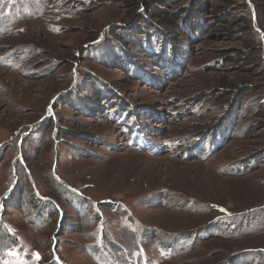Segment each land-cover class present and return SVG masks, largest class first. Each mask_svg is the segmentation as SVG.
Instances as JSON below:
<instances>
[{
	"label": "rangeland",
	"instance_id": "rangeland-1",
	"mask_svg": "<svg viewBox=\"0 0 264 264\" xmlns=\"http://www.w3.org/2000/svg\"><path fill=\"white\" fill-rule=\"evenodd\" d=\"M170 1L0 0V264H264V63L236 55L253 35L214 11L202 38L177 35L190 54L177 79L154 88L119 65L138 14L183 19L190 0ZM96 77L155 113L138 118L144 151L123 116L71 108L76 88L95 101Z\"/></svg>",
	"mask_w": 264,
	"mask_h": 264
},
{
	"label": "trees",
	"instance_id": "trees-1",
	"mask_svg": "<svg viewBox=\"0 0 264 264\" xmlns=\"http://www.w3.org/2000/svg\"><path fill=\"white\" fill-rule=\"evenodd\" d=\"M172 1L178 2L180 0H171L168 5H171ZM258 1L255 2L254 0H190L189 2H187V4L183 3L177 5L178 9L176 10V12H183L184 14L183 19L178 22V25L174 23L173 20L170 21L165 18L159 19L158 16H156L155 19L154 16L150 17V15L148 14H153V9L149 8L148 14L140 13L134 19L135 21H138V26L135 30L130 28V31H124L123 33L119 34L118 39L115 40L116 45L120 48L122 47V50L126 53L125 57L122 56L123 62H120L119 65L121 66V68L129 72V77L139 80L141 81V83L144 82L154 88H157L165 81H173V79H177L182 73V70L188 67V58L190 57V54L187 53L189 46L180 43L182 41H179V39H177V35L181 37L190 36L189 38H191L192 40L202 38V36H204L205 30L208 29L210 26L209 23H206V20L209 19L208 16L213 15L214 11H216V22H224V24L229 23L233 25L236 24L242 26L240 28V31H235L234 34H237L241 37L244 34L247 36H249L250 34L253 35L251 39L246 41L248 42V47L246 48V50L237 51V57L246 63L248 61L252 62L254 58H259V60L263 61L264 63V41H262L264 39V32L257 28L255 24H252V18L254 22H256L258 19V21L264 23V18L261 17L264 16V0H260L261 2ZM256 8L257 12L255 10ZM200 24H202L203 28L200 26ZM130 45H132V47H135L134 50L136 51V53H139V55L142 54L147 59L154 61L155 67L158 66L159 68H161V70H163V76H160L154 71H150L151 73L158 74L153 78L152 76H150V73L148 72L149 70L143 68L142 65L138 64V62H135L134 60L136 59V54L131 53L130 49L133 48H129ZM115 50L116 49L114 48L112 52H115ZM116 51L118 52L116 53L120 55L119 51ZM218 63L220 65H215V69H219L224 62L223 60H220V62H216L215 64ZM151 64H153V62H151ZM98 79L99 78L96 77L94 81H91L88 84V86H93L94 88L93 92H91L90 94L95 95V101H92L91 99L85 100L82 98V100L89 103V106L87 105V107L83 105L80 97H77V93L82 95L81 93L85 90L75 91L77 89L76 88L72 92L73 95L71 96V99L69 101L71 108L75 111L80 110L84 116H90L91 118L94 117L95 113L98 117L100 116L101 118H104L107 114L111 113H114L115 115L117 114V116H119L118 118L123 116V124L127 127H130L129 134L131 133L134 134L133 136H137L128 137L129 147H132L135 150L144 151L146 143L150 140V136H148L149 130L147 131L142 128L141 124H139L138 118H156L155 113L149 111V108H145L142 111L143 113L135 114L133 106L129 107L128 104L125 105V101L121 98V95L119 94L115 95L116 97L110 100V97L108 98L106 94L102 92L106 90L107 86L109 87L110 84H107L101 80L102 84L99 85L96 83ZM111 93H113L112 90ZM74 97L75 99L73 100ZM112 108H114V110H111ZM103 114L105 116H102ZM221 133V131L220 133L216 131V135L214 136V143H216V140L218 138H221L223 142L224 135H221ZM90 141L94 143L97 142V144H100V142L98 141H94L91 139ZM198 146H201V148L204 149L202 146V141L201 144H199ZM251 163L252 160L250 162L241 164V166L239 167L234 166V169H237L238 172L242 171V173L240 172L238 176L246 175L248 172L247 169H251V166L256 165V162L252 164ZM241 213L243 216L249 214L248 212ZM247 252L250 255H253L251 254L252 251ZM242 256H244V259H242V261L245 264H248V255ZM260 258L261 256H256L255 259L258 260ZM261 261L264 262V259H261Z\"/></svg>",
	"mask_w": 264,
	"mask_h": 264
}]
</instances>
